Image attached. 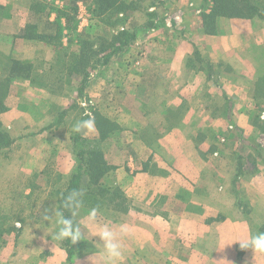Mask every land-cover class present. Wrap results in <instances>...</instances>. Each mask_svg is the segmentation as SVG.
<instances>
[{"label":"rangeland","instance_id":"374dc122","mask_svg":"<svg viewBox=\"0 0 264 264\" xmlns=\"http://www.w3.org/2000/svg\"><path fill=\"white\" fill-rule=\"evenodd\" d=\"M21 1L33 2L34 12L50 8L58 18L51 22V35L32 39L45 41L49 48L36 49L39 54L29 63L15 58L7 38L0 36V84L9 78L7 86L0 85V100L6 110L18 104L26 111L0 114L12 140L0 149V243L33 244L39 254L35 259L45 264H107L92 234L102 223L114 229L125 224L128 236L137 241V209L144 205L166 226L172 221L183 227L178 240L163 245L165 252L180 250L177 259L163 253L166 259L155 264L193 263L183 239L189 235L187 226L235 216L232 204L250 222L252 234L264 232V208L251 204L248 184L258 172L257 163L264 164V97L259 93L252 101L247 98L258 94L251 90L254 87L264 91V45L246 48L230 63L220 59L216 39H201L218 35V30H233L231 23L236 21L231 19L241 18H205L211 7L208 0H126L130 8L118 17L100 13L95 0ZM8 11L4 8L0 17ZM242 19L253 24L262 18ZM47 22L30 18L21 33L41 34L38 29ZM122 28L135 31L136 37L107 63L91 58L86 77L67 69L79 51L78 38L91 40L96 49ZM13 60L21 64L8 76ZM253 62L261 72L249 70ZM253 73L261 84L251 85ZM15 77L24 79L23 85L12 80ZM15 85L23 86L25 93L15 95ZM251 106L253 131L230 128L234 120L227 112ZM97 113L116 126L104 139L95 122L81 135L87 148L101 149L112 168L101 180L105 192L84 201L75 217L84 239L73 244L69 257L71 241L56 240V217L45 216L57 212L58 194L76 168L73 125L95 120ZM137 172L147 176L135 177ZM257 189L264 194L263 183ZM139 190H147L146 197ZM221 206L226 209L217 213ZM93 207L98 209L97 219L90 223L87 210ZM205 242L211 252L215 242ZM130 247L135 254L125 255L120 264L148 263L138 257L133 244Z\"/></svg>","mask_w":264,"mask_h":264},{"label":"crops","instance_id":"0c3cea01","mask_svg":"<svg viewBox=\"0 0 264 264\" xmlns=\"http://www.w3.org/2000/svg\"><path fill=\"white\" fill-rule=\"evenodd\" d=\"M33 6V2L32 4H27L23 3L21 0H0V11L4 8L6 9V7L9 10L8 14L4 17H0V36L7 38L9 49L15 58L20 61H28V63L34 60L35 54H39V52H36V49H48L49 45L44 43L45 41L43 42V40L39 41L40 43H34L35 41L32 40L34 38L23 36L24 34L21 32L25 29V25L30 21V18L33 17H40V19L47 18L49 23L47 22L46 26L39 28L38 32L45 36H49L52 34L51 22L58 18L57 13L50 8L46 13H41L34 12L32 10ZM231 20L236 21L231 23L233 30H218V35H205L201 37V39L206 41H215L216 39L218 54L221 57L220 59L230 63L235 60L236 55H238L237 53L244 51L246 48L264 45V19H258L256 23L253 24L251 20L246 19ZM16 23L19 25L17 28H14ZM203 48L208 51L213 50V46L209 45H205ZM171 68L173 67L171 66ZM248 68L250 71L251 69L254 71V68H260L259 72H261V66L254 62L253 64L251 63ZM256 72H258L257 69ZM254 76L255 74L253 73L250 74L249 77L250 79H254ZM259 77L250 82L251 85L256 86L261 84V79ZM20 79L22 78L15 77L12 80H16L17 83L23 85L24 79H22V81ZM11 83V85L14 84L13 81ZM25 83L28 82L25 81ZM14 89L16 91L13 92L14 90H11V92L15 93V95H21L16 92L21 91L25 93L26 91H24L23 86L19 87L15 85ZM251 90H254L258 94L247 97L248 100L252 101L258 98L259 93L262 96L261 98L264 97V91L257 90L255 87ZM244 91H248V89H244ZM18 107V104H10L8 109L4 112H26L20 110ZM251 108L252 106L249 108L243 107L239 112H227V115H230L234 120V122L231 121L233 125L230 124L229 127L241 128L244 132L253 131L254 127L250 120L252 114V112H250ZM262 114L263 116L261 117L264 119V112H262ZM256 166H258L256 169L258 172L254 173L248 181V184L252 186V193L249 194V196L252 205H261L264 208V200L260 198L261 196L264 197V194L258 193L257 189L261 183L264 184V164L263 167L258 163ZM144 174L147 176L146 173L137 172L135 173V177H141ZM133 177L134 176H131V178ZM127 182L129 185L131 184L130 179H127ZM139 191V193L143 194V197H146L148 193L147 190ZM127 192L129 193V190ZM155 193L156 191L153 192V196L156 195ZM234 208L235 206L232 204V209L234 210L233 214H235V216L227 215L226 217L211 222L203 221L197 222L196 224L191 223V226H187L189 235L186 233V237L183 239H185V245L190 249V253L187 254V259L191 258L190 260H193L191 264H264V254L253 252L251 249H242L239 242L236 241L238 239L248 238L252 234V228L250 222H247V218L236 212ZM225 209L226 208L223 207L218 208L217 213L221 210L223 213ZM137 210L139 214L137 221V228L139 229V231H137L138 238L136 239L137 241H134L128 234L122 237L121 243L124 246L123 258L125 255L126 258H128L130 255L135 254L134 249L130 247V244H133V246H135L134 248H137L136 252H138V257L141 258L144 263L148 262L147 264H155L156 261L161 262L163 259H166L163 257V253H166L172 259H177L180 250L177 251L170 248L165 252L163 250V245L178 240V235H180L178 234V230L183 229V227L178 228L172 225V221L166 226L163 224V221L157 220L152 215H149L151 211L146 208L145 205ZM102 225L104 224L102 223L101 226ZM94 238L95 241L98 242L99 239L97 237ZM208 238H211L215 242L211 252L207 250V243L205 242ZM95 241L93 240V243H96ZM0 244V264H45L46 262L41 259L37 260L39 259V254H36L38 250L33 244H31L32 247H25V245H22L19 241H13V245H10L8 242H1ZM92 256H94V254H91V258ZM36 257L37 259H35Z\"/></svg>","mask_w":264,"mask_h":264},{"label":"trees","instance_id":"16d2710c","mask_svg":"<svg viewBox=\"0 0 264 264\" xmlns=\"http://www.w3.org/2000/svg\"><path fill=\"white\" fill-rule=\"evenodd\" d=\"M211 2V7L208 13H204L203 16L209 20H213L217 17L227 18H250L257 16L264 19V0H208ZM131 2L126 0H95L94 4L100 13L108 11L109 15L119 14L126 16L127 9L130 8ZM29 27V26H28ZM26 27V28H28ZM26 32V29L24 30ZM214 33V32H212ZM25 37L29 38H43L42 34H26ZM136 37L135 31H130L126 28H122L117 33L112 34L110 40L103 39L99 48H93V42L89 39L78 38L77 43L79 45V51L73 53L68 70L76 73L80 72L83 77L88 75L87 65L91 58H94L96 62L101 64L107 63L110 58L121 51L128 43L134 40ZM108 41V42H107ZM20 62L13 60L9 67V75L13 76L14 71L20 67ZM18 75V74H17ZM9 84V78L4 80L1 89ZM5 93V92H3ZM5 105L0 100V114L5 111ZM95 125L99 132L100 139H104L108 133H110L115 123L111 122L108 118L101 114H95ZM86 138L81 133H74L72 136L73 147L76 156V168L71 174L67 185L58 194L57 198V211L66 216H70V211L64 208V202L66 197L74 190H82L83 196L82 202L89 199L96 200V197L105 189L102 188L101 180L112 168L106 161L101 149H90L86 147ZM11 138L7 131L3 128L0 121V149L8 147L11 144ZM73 250V244H69L67 253L70 257Z\"/></svg>","mask_w":264,"mask_h":264},{"label":"clouds","instance_id":"9594fccd","mask_svg":"<svg viewBox=\"0 0 264 264\" xmlns=\"http://www.w3.org/2000/svg\"><path fill=\"white\" fill-rule=\"evenodd\" d=\"M94 127V120L89 118L87 120L77 121L72 131L74 133H84L91 131ZM82 190L72 191L65 199L64 208L70 211V216H66L61 212L48 213L45 220L51 219L53 215L56 217V231L54 233L56 240H69L72 244L84 239V233L81 231L80 224L75 220L83 206L81 197ZM47 212V209L45 210ZM98 209L93 207L87 210V220L93 223L97 219ZM128 234V227L125 224H120L117 228H113L108 224L99 227L97 231L92 234L91 239L98 237L96 244L101 246L102 255L107 261V264H120L123 259L121 238ZM239 245L242 249H251L253 252L264 254V232L251 234L248 238L238 239Z\"/></svg>","mask_w":264,"mask_h":264},{"label":"built area","instance_id":"2783aa9c","mask_svg":"<svg viewBox=\"0 0 264 264\" xmlns=\"http://www.w3.org/2000/svg\"><path fill=\"white\" fill-rule=\"evenodd\" d=\"M263 116V115H262Z\"/></svg>","mask_w":264,"mask_h":264}]
</instances>
